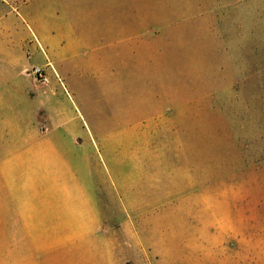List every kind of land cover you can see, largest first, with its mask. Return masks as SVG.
<instances>
[{
	"label": "rangeland",
	"instance_id": "1",
	"mask_svg": "<svg viewBox=\"0 0 264 264\" xmlns=\"http://www.w3.org/2000/svg\"><path fill=\"white\" fill-rule=\"evenodd\" d=\"M40 47L121 264H264V0H0Z\"/></svg>",
	"mask_w": 264,
	"mask_h": 264
},
{
	"label": "crops",
	"instance_id": "2",
	"mask_svg": "<svg viewBox=\"0 0 264 264\" xmlns=\"http://www.w3.org/2000/svg\"><path fill=\"white\" fill-rule=\"evenodd\" d=\"M127 34L121 28L117 43ZM36 50L31 61L0 54V264H121L99 168L70 151L76 136L29 72L42 59Z\"/></svg>",
	"mask_w": 264,
	"mask_h": 264
},
{
	"label": "built area",
	"instance_id": "3",
	"mask_svg": "<svg viewBox=\"0 0 264 264\" xmlns=\"http://www.w3.org/2000/svg\"><path fill=\"white\" fill-rule=\"evenodd\" d=\"M33 73L42 81L47 82L48 78L43 68L36 67L33 69Z\"/></svg>",
	"mask_w": 264,
	"mask_h": 264
}]
</instances>
